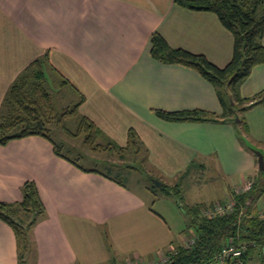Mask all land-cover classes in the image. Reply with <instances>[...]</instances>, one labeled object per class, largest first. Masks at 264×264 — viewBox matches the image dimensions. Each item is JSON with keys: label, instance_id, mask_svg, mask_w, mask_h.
<instances>
[{"label": "crops", "instance_id": "1", "mask_svg": "<svg viewBox=\"0 0 264 264\" xmlns=\"http://www.w3.org/2000/svg\"><path fill=\"white\" fill-rule=\"evenodd\" d=\"M155 31L171 46L204 54L219 66L233 55V35L217 14L176 0H0V108L11 84L48 54L45 73L55 71L61 82L69 80L64 85L84 95L78 122L81 115L88 117L103 132L101 142L119 146L127 145L130 129L136 131L139 153L145 151L139 160L148 165L137 185L152 194L140 193L124 175L119 181L102 170L85 171L57 155L40 135L0 145V201L19 203L22 185L33 180L45 206L30 228L31 246L22 260L15 231L0 219V264H152L184 238L169 222V216L180 218L177 202L178 208L168 200L174 195H158L148 179L176 186L182 195L187 176L199 165L196 159L213 161V154L230 178L231 193L253 177L256 160L233 122L169 121L155 113L157 108L223 111L215 87L198 72L152 57ZM262 89L264 63L240 93L248 97ZM244 112L252 136L257 127L264 130V102ZM255 252L264 255V248Z\"/></svg>", "mask_w": 264, "mask_h": 264}, {"label": "trees", "instance_id": "2", "mask_svg": "<svg viewBox=\"0 0 264 264\" xmlns=\"http://www.w3.org/2000/svg\"><path fill=\"white\" fill-rule=\"evenodd\" d=\"M176 3L192 10L217 14L223 26L233 35L232 58L225 65L219 66L204 54L171 46L158 31L151 34V55L161 62L181 64L198 72L215 87L223 111L218 113L201 108L169 111L157 108L154 109L155 113L169 121H226L233 122L235 125L243 121V129L249 131L244 120L240 118L236 122L235 118L240 116L239 112L264 102V90L250 97H243L240 93L241 84L257 65L264 63V0H176ZM47 61L48 54L33 60L9 87L0 108V145H6L14 139L40 135L52 142L57 155L85 171H101L86 167L79 159L63 153L62 145L54 139V133L50 127L51 123L55 122L69 137L85 135L84 144L92 150L119 152L120 160L118 161L120 162L104 161L110 169L108 172H102L106 176H114L121 181L119 177L123 174L112 175V171L131 168L139 170L134 166L135 162L124 159L129 155L133 158L138 157L140 152L141 141L134 129L129 130L127 145L119 146L112 141L107 143L99 141L103 132L86 116H80L75 131L68 127L65 121L78 115V107L84 101V95L73 87L74 85L71 87L80 94V100L72 107H66L56 113L51 102V93L45 85ZM33 76L36 79L30 84L28 80ZM62 82L70 83L65 78H62ZM4 105L7 109L3 112ZM55 133L58 132L55 131ZM69 149L71 151L73 148ZM152 187L166 194L172 193L174 196L180 193L179 188L164 182L160 186L153 184ZM263 190L259 182L253 183L248 191L235 195V204L229 213L213 216L205 213V209L211 205L207 207L202 203L186 205L178 197L177 204L187 216V230H193L195 240L192 245L181 244L169 250L166 254L169 260L165 264H210L214 261L215 255L228 244L246 243L247 250L238 258L244 264V261L257 249L264 248V212L254 205ZM22 193L23 198L17 204L0 201V219L8 223L15 231L21 260L30 250V228L45 213V206L35 181H26L22 185ZM17 213L26 214L29 217L28 220L25 216L16 217ZM231 259L233 260H227L228 264L237 263L235 258Z\"/></svg>", "mask_w": 264, "mask_h": 264}, {"label": "rangeland", "instance_id": "3", "mask_svg": "<svg viewBox=\"0 0 264 264\" xmlns=\"http://www.w3.org/2000/svg\"><path fill=\"white\" fill-rule=\"evenodd\" d=\"M35 76H33L31 79H29V83L31 84V81H34ZM45 85L47 89L51 93V102L53 106L55 107L56 113L61 112L64 108L66 107H72L79 99V96L77 93L73 90V88L70 85H64L61 82V78L58 77L55 71L51 69H46V80H45ZM30 87V86H29ZM264 90V89H262ZM260 90V91H262ZM259 91V92H260ZM257 92V93H259ZM250 97V96H248ZM7 106L4 105L2 108V111H6ZM240 116L235 118L236 121L244 120V113L245 112H239ZM260 114V111H255L253 116L255 118L258 117ZM242 122V123H241ZM65 123L68 125V127L71 130H76L77 129V123H78V118L73 116L71 118H68ZM238 128L237 133L239 140L241 143L253 154L255 160H256V168L253 172H250L252 178H248L246 181L243 182L241 186H238L237 191L231 193L230 188H232V183L230 187V178L228 175H223L221 172L220 166L216 165L214 162L215 158L213 154L212 160H204L203 158L201 159H196L198 161L197 166L193 168L190 172V174L187 176L186 180V187L184 188L185 192L179 193L177 196H168V200L173 202V204H176L178 201V196H180L182 202L190 204L191 202H199V201H212L209 203H204V205L210 206L214 204L215 202H220L222 205L229 204L230 200H232L235 203V195L237 193L243 192V191H248L247 186L255 182H259L261 186L264 189V171L259 170V164H258V156L255 154V151H261L264 155V130L261 128V126L257 127L255 129V133L253 136L248 132L243 129V121H240L237 124ZM53 137L56 141H58L59 144L62 145V151L65 154H69L73 158H77L80 160L82 165H85L86 167H91V168H97L102 171L108 172L110 169L106 164H104L105 160H109L112 162H116L120 160L119 158V152L117 151L115 153H109V152H97L98 150H92L90 147H88L86 144H84V136L85 135H79L78 137H69L64 130L61 129V126L58 123L52 122L51 126ZM57 131L58 133H55ZM243 138V140H241ZM100 141V140H99ZM71 151H69V148ZM145 151L144 149L139 153L138 157L134 156L131 157L130 155L128 158H124L126 161L128 160L129 162H135L134 166L139 168L137 172H129L125 171L122 169H117L112 171V175H117L118 173L123 174L124 177L127 178V183L130 186H133L134 188L140 187L141 192L144 195L152 196L151 193L145 192V190L142 189V184L141 186L137 185L138 183V178L142 174L140 173V170L143 168V171L148 170V165L146 166L143 164L144 160H139V157L144 156ZM124 160V161H125ZM200 161H202L204 164L201 165ZM204 160V161H203ZM121 161L123 159L121 158ZM120 162V161H118ZM223 167V166H222ZM146 173V172H145ZM144 173V174H145ZM147 175V174H145ZM249 174H246V177H248ZM129 178V180H128ZM150 185H153L154 182L152 180H147ZM159 192H157L158 195H163L161 194V190L158 189ZM179 198V199H180ZM164 201L167 199H163ZM163 201V202H164ZM177 206V204H176ZM156 207V206H155ZM205 207V208H206ZM176 208V207H175ZM178 208V206H177ZM204 208V209H205ZM257 208H259L261 211L264 209V190L262 191V194L260 198L257 199ZM177 210H180L178 214H180V218L178 215H175V217H170L169 216V222L171 225L176 228L175 232L178 233L181 231V238H184L182 243L183 244H188L190 243L189 240L195 239V234L193 233V230L188 231L187 230V216L184 214L183 210L179 207ZM264 212V211H263ZM16 217H26V220H28V216L24 213H17L15 215ZM171 219V220H170ZM178 229V230H177ZM166 255V254H165ZM165 255L157 258L156 261H160ZM155 261V262H156ZM225 263V262H224ZM220 262H215L214 264H224ZM246 264H264V255H256V252L253 253V255L247 260Z\"/></svg>", "mask_w": 264, "mask_h": 264}, {"label": "built area", "instance_id": "4", "mask_svg": "<svg viewBox=\"0 0 264 264\" xmlns=\"http://www.w3.org/2000/svg\"><path fill=\"white\" fill-rule=\"evenodd\" d=\"M247 188L249 190L251 188V184H249ZM234 204L235 203L232 200H230L229 204L227 203L225 205H222L220 202H215L210 207L205 209V213L211 216L215 214L225 215L232 210ZM194 240L195 239L189 240L190 243H188V245H192L194 243ZM247 248L248 245L246 243H241L239 245L230 243L215 255L214 261L211 262L210 264H214L215 262L224 263L231 258H235L237 264H242V261L238 258L243 255V253L247 250ZM168 260L169 257L164 256L160 261H156V262L154 261L152 264H165L166 262H168Z\"/></svg>", "mask_w": 264, "mask_h": 264}, {"label": "water", "instance_id": "5", "mask_svg": "<svg viewBox=\"0 0 264 264\" xmlns=\"http://www.w3.org/2000/svg\"><path fill=\"white\" fill-rule=\"evenodd\" d=\"M255 154L258 156L259 170L264 171V155L261 151H255ZM160 185V182H156Z\"/></svg>", "mask_w": 264, "mask_h": 264}]
</instances>
